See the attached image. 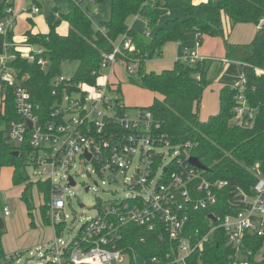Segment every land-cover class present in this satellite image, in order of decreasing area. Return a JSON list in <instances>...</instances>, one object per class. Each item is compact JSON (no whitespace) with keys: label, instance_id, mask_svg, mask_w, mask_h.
Wrapping results in <instances>:
<instances>
[{"label":"built area","instance_id":"2783aa9c","mask_svg":"<svg viewBox=\"0 0 264 264\" xmlns=\"http://www.w3.org/2000/svg\"><path fill=\"white\" fill-rule=\"evenodd\" d=\"M31 10L37 13L40 8L34 5ZM6 13L0 19V128L6 127L3 117L8 115L6 103L11 91L17 118L7 123V142L25 149L24 164L29 173L26 183L46 184L50 190L45 200L43 191L33 188V194L42 195L40 204L46 207V219L54 233L49 244L39 246V264H190L191 257L202 252L217 228L225 231L233 250L231 264H251L242 258L241 248L247 235L264 237V177H259L252 195L238 191L233 208L219 224L215 223L217 215L211 212L206 234L199 235V230L188 228L190 212L217 205L219 192L229 186V181L208 179L204 170L190 162L195 143L174 142L151 110L138 109L135 115L128 111L118 85L110 77L115 65L126 67L130 74L137 71V64L122 56L125 50H135L130 39L116 42L111 52L103 54L98 78L103 69L110 68L103 83L77 82L59 74L53 79L54 101L43 108L34 101L15 63L25 59L46 69L44 49L9 40L17 15L11 4ZM263 24L264 18L259 29ZM204 59L195 50L187 51L183 57L191 63ZM252 68L257 76H264V66ZM85 85L86 90L82 88ZM235 87L238 92L232 122L253 128L258 107L250 102L244 74ZM78 164L90 166L92 174L103 183L120 184L130 193L122 199L100 202L96 215L88 218L74 236L70 233L63 239L65 194L77 184L70 171ZM1 171L0 163V174ZM4 192L0 189V193ZM0 208L4 216L11 215L8 202L0 199ZM130 224L145 228L161 252L141 259L142 247L149 237L143 235L131 243ZM20 256V252H5L0 264ZM258 256H264V247Z\"/></svg>","mask_w":264,"mask_h":264},{"label":"trees","instance_id":"16d2710c","mask_svg":"<svg viewBox=\"0 0 264 264\" xmlns=\"http://www.w3.org/2000/svg\"><path fill=\"white\" fill-rule=\"evenodd\" d=\"M85 1L69 0L68 12L61 14L58 20L55 14H51L47 18V33L26 31L25 43L43 47L42 55L48 60V66L44 69L35 62L20 59L15 63L20 75L25 76V84L30 88L34 101L43 108H48L54 101L53 79L62 74L64 62L78 61L73 80L95 84L103 54L111 52L116 42H122L124 38L130 39L135 50H125L122 56L137 64V71L133 73L136 78L132 77L131 80L157 94L145 109L154 113L174 142L195 143L192 155L206 166L207 170L203 173L208 179L229 181V186L219 192L217 205L190 212L188 228L194 232L199 230V235L206 234L210 229L208 215L211 212L217 215L215 223L219 224L233 208L238 191L252 195L259 177H264V76H257L252 68L264 66V24L249 43L230 42L229 33L224 26V18L228 19L230 28L238 23L259 25L264 18V0H208L198 5L192 0H111V18L101 22L100 28H95L88 7L83 6ZM94 1L100 4L105 0ZM10 4L7 0H0V19L6 16V9ZM161 9L179 10L184 16L163 19ZM198 9L205 11V19L197 17ZM134 15H141L146 20L151 33L149 44L145 43L140 33L129 27L127 21ZM63 20L69 24L66 35L57 30ZM189 29L197 30L198 43H202L204 35L221 37L227 57L241 65V73L247 78L250 102L258 107L253 128L241 127L232 122L235 95L238 92L235 86L221 88L218 113L206 120L201 119L203 95L212 83V79L208 77V59L194 63L179 59L172 68L161 72L146 70L147 59H151L155 53L161 55L164 45L169 42H184ZM2 40L0 37V42ZM9 40H13V32L9 33ZM6 109L8 115L3 117L6 127L0 128V163L2 166H12L14 184L23 185L29 178L24 164L25 149L12 146L5 136L7 123L17 118L11 91ZM18 149L21 152L17 156ZM34 187L43 191L45 200L50 197L46 184H25L21 197L31 217L32 210L36 208ZM39 211L47 223L46 207L40 204ZM32 223L34 224V220ZM129 226L133 230L131 243L143 235L149 237L142 247L141 259L161 252L162 249L150 238L145 228L133 224ZM3 232L0 230V256L5 253ZM263 247L264 237L247 235L241 248L242 258L248 259L251 264H264V257L257 258ZM232 252L225 231L217 228L204 244L202 252L191 257L190 264H231Z\"/></svg>","mask_w":264,"mask_h":264},{"label":"rangeland","instance_id":"374dc122","mask_svg":"<svg viewBox=\"0 0 264 264\" xmlns=\"http://www.w3.org/2000/svg\"><path fill=\"white\" fill-rule=\"evenodd\" d=\"M33 17L36 18L35 16ZM35 29L38 32H45L49 29V23L47 20L43 19L41 23L38 22L35 25ZM231 40H233V37ZM219 42V46H214L212 48V55L214 56L219 53L220 49L225 50L224 42L220 39ZM202 43L199 42V46L202 45L200 48L208 46L207 43ZM199 46L195 45V49H198ZM189 51L191 50H188V52ZM178 54L179 43L171 42L169 43V46L164 49L163 54L159 55L155 53L151 60L146 62L147 69L162 70L168 66H173L175 63L173 59ZM207 57L212 58L211 56ZM78 65V61L64 62L61 67L62 74H64L66 77H72L78 68ZM113 71L114 73L111 76V81L120 86L119 89L121 97L131 114L135 115L138 109L146 108L152 103L153 98L157 94L142 87L139 83L133 82L131 78L133 77L134 79L136 76L134 77L133 74H130L126 67L122 65H115ZM211 73L214 74L208 77L212 79L213 83L219 74V67L215 72L209 71V74ZM108 74H110V68L103 69L101 76L97 79V83H103L104 80L107 79ZM240 76L241 72H239L237 75H232V79L227 81L226 84L229 86H235L237 84L236 79L240 78ZM217 87L218 85L208 88L203 95L200 108V117L202 120H206L207 115L212 114L216 110L217 106H219L218 94L216 91ZM82 88L84 90L87 89L86 85L82 86ZM91 171L92 169L90 166L85 164H78L70 171V173L74 175L77 184L74 187H71L70 190L65 194L66 205L64 212L67 215V218L65 230L60 236L63 239H67L70 233L72 236H74L88 218L95 216L97 213V205L100 202L122 199L130 193L120 184L108 182L103 183L102 180L95 174H92ZM12 175V166H2L0 175V188L6 192L0 193V199L2 201L8 202L11 210V215L4 216L0 208V217L3 218L5 224V228L3 229L4 232L2 244L6 253H21L19 258L11 261L8 264H39L41 263V259L39 258L40 255H38L40 249L39 246L43 244L46 245L51 242L52 238L54 237L53 228L49 221L46 223L43 220L39 211V205L43 202L42 195H38L36 192L33 194L36 208L32 210L33 217H31L28 213L27 206L21 197L24 186L22 184H14ZM60 175L56 177L58 178ZM96 182L98 184H96ZM88 186L90 189L86 190ZM33 220L34 224L32 223ZM263 257L257 256V258ZM29 258L33 259L26 262V260Z\"/></svg>","mask_w":264,"mask_h":264},{"label":"crops","instance_id":"0c3cea01","mask_svg":"<svg viewBox=\"0 0 264 264\" xmlns=\"http://www.w3.org/2000/svg\"><path fill=\"white\" fill-rule=\"evenodd\" d=\"M206 1L208 0H192V2L196 5ZM11 4L13 5L15 9V13L17 15V22L13 30V40L19 45H24L26 40V36H25L26 31L31 30L33 33H39L35 29V25L38 22L41 23L43 19L47 20L48 18L44 8H47L49 10L50 16L51 14H55L56 20L60 18L61 14H66L69 10V0H11ZM34 5L40 8L39 12L35 13L31 10L32 6ZM83 6L88 7V12L90 13L92 12L91 13L92 16L90 15V17L94 23L95 28H100L101 22L108 21L111 18V0H106L104 3H100V4L91 3L90 0H86L83 3ZM196 15L199 19L206 18V13L203 9L196 10ZM33 16H35L36 18H34ZM183 16L184 14L179 10L161 9V17L163 19H168L173 17H183ZM127 22L129 27L132 28L135 32L140 34L145 33V35L150 37L151 33L150 30L147 28V22L141 15L131 16L129 17ZM224 26L226 32L229 33V40L232 43H249L252 41V39L255 37V35L259 30L258 25L253 23H238L233 28H230V23L227 18H224ZM57 30L60 34L66 35L69 30L68 22L63 20L59 25V27L57 28ZM48 31L49 29L42 33H47ZM186 36L187 38L184 42H178L179 54L175 56L173 60L176 61L179 59H183L184 55L188 50H195V52L199 56H202L210 61L209 71L215 72L219 67V74L217 75L215 82H213L212 85L210 84L205 90L207 91L208 88L218 85L216 91L218 94V101H219L220 89L223 88L224 86H228V84L226 83L227 81H230L232 79V75H237L239 72H241V65L238 62L233 61L227 57L226 49L225 50L220 49L219 53L216 54V56L212 55V48L214 46H219L220 43L219 39L223 41L222 38L204 35L202 42L207 43L208 46L204 48H200L203 45V43L202 45L199 46V43L197 42L198 32L196 29H189L186 32ZM232 37L233 40H231ZM169 43L164 45L162 49V54L164 53V49L169 46ZM195 45L199 46L200 49L199 48L195 49ZM207 56H211L212 58H208ZM226 58L229 59V61L223 62L222 60ZM148 60L151 59H147L146 62ZM172 67H173L172 65L166 68L162 67L163 68L162 70L169 69ZM145 68L147 71H156V72L162 71L160 69L149 70L147 69L146 63H145ZM209 71H208V76H212L214 73L209 74ZM238 79L239 78L236 79V82L238 81ZM218 111H219V106H217L216 110L212 114H208L206 118H208V116L210 115L218 113Z\"/></svg>","mask_w":264,"mask_h":264},{"label":"water","instance_id":"95a60500","mask_svg":"<svg viewBox=\"0 0 264 264\" xmlns=\"http://www.w3.org/2000/svg\"><path fill=\"white\" fill-rule=\"evenodd\" d=\"M44 10H45V13H46L47 17H49L50 16L49 10L47 8H44ZM141 38L145 41L146 44L150 43L151 38L149 36H147L145 34H141ZM16 155L17 156L19 155V151L16 152ZM190 162L193 165L197 166L198 168H200V169H202L204 171L207 170L206 166L203 163H201L200 160L197 157H195V156L191 157ZM72 183L74 184L75 182L72 181ZM86 190H88V188H86ZM239 198H241V197L239 196ZM210 217L213 220H216V216L211 214ZM4 228H5L4 220H3V218L0 217V230H3Z\"/></svg>","mask_w":264,"mask_h":264}]
</instances>
